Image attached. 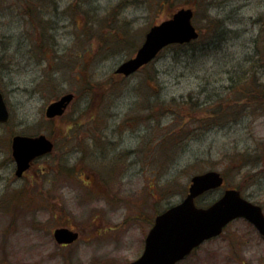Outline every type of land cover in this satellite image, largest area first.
Instances as JSON below:
<instances>
[{
	"label": "rangeland",
	"instance_id": "374dc122",
	"mask_svg": "<svg viewBox=\"0 0 264 264\" xmlns=\"http://www.w3.org/2000/svg\"><path fill=\"white\" fill-rule=\"evenodd\" d=\"M181 8L193 9L199 38L116 75L150 27ZM263 86L264 0H0L10 112L0 124V264H127L155 217L207 171L264 213ZM68 92L65 114L46 119ZM17 134L54 142L22 178ZM61 227L79 240L59 246ZM244 263L264 264V238L236 219L178 264Z\"/></svg>",
	"mask_w": 264,
	"mask_h": 264
},
{
	"label": "water",
	"instance_id": "95a60500",
	"mask_svg": "<svg viewBox=\"0 0 264 264\" xmlns=\"http://www.w3.org/2000/svg\"><path fill=\"white\" fill-rule=\"evenodd\" d=\"M193 10L178 9L169 19L152 26L134 57L122 62L116 74L129 76L152 62L159 52L173 44H186L198 38L192 24ZM73 95L66 94L49 104L45 115L55 118L63 115ZM8 111L0 93V122L8 120ZM12 156L16 163L15 175L21 177L33 160L48 155L53 143L45 136L17 135L12 139ZM223 176L217 171L194 175L186 197L156 217L142 255L130 264H176L205 240L221 234L230 222L242 218L251 223L264 237L262 208L244 199L236 189H225L222 196L206 208L197 207L195 199L204 193L222 187ZM79 234L68 228H57L53 238L59 245L72 244Z\"/></svg>",
	"mask_w": 264,
	"mask_h": 264
},
{
	"label": "flooded vegetation",
	"instance_id": "af4514ba",
	"mask_svg": "<svg viewBox=\"0 0 264 264\" xmlns=\"http://www.w3.org/2000/svg\"><path fill=\"white\" fill-rule=\"evenodd\" d=\"M8 111H9V109H8ZM22 135V134H21ZM26 136H33V135H26ZM12 157V156H11ZM33 166V163L31 164V166H30V168ZM30 168L23 174V177L24 176H26L27 175V173H28V171L30 170ZM152 227V226H151ZM151 229V228H150ZM149 229V230H150ZM146 238V237H145ZM144 246H145V239H144V243H143V249H142V251L144 250ZM141 254H142V252H141ZM129 263H131V261L130 262H128L127 264H129Z\"/></svg>",
	"mask_w": 264,
	"mask_h": 264
},
{
	"label": "trees",
	"instance_id": "16d2710c",
	"mask_svg": "<svg viewBox=\"0 0 264 264\" xmlns=\"http://www.w3.org/2000/svg\"><path fill=\"white\" fill-rule=\"evenodd\" d=\"M246 91V90H245ZM262 96L264 97V93H262Z\"/></svg>",
	"mask_w": 264,
	"mask_h": 264
}]
</instances>
